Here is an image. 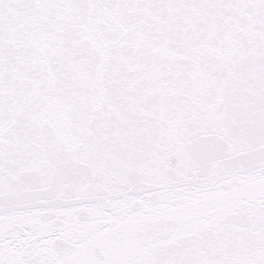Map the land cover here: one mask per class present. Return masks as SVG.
I'll use <instances>...</instances> for the list:
<instances>
[{"label":"snow or ice","instance_id":"snow-or-ice-1","mask_svg":"<svg viewBox=\"0 0 264 264\" xmlns=\"http://www.w3.org/2000/svg\"><path fill=\"white\" fill-rule=\"evenodd\" d=\"M0 264H264V0H0Z\"/></svg>","mask_w":264,"mask_h":264}]
</instances>
